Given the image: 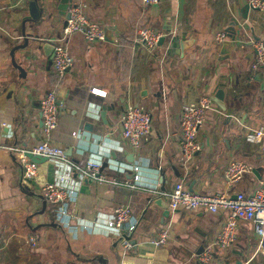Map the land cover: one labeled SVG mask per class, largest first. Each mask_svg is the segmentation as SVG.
I'll return each mask as SVG.
<instances>
[{
  "label": "crops",
  "instance_id": "1",
  "mask_svg": "<svg viewBox=\"0 0 264 264\" xmlns=\"http://www.w3.org/2000/svg\"><path fill=\"white\" fill-rule=\"evenodd\" d=\"M28 2L0 0V264H203L199 256L214 245L228 213H171L167 207L164 217L154 202L167 203L163 193L180 182L198 194L249 196L264 178V154L245 138L263 124L264 65L252 70L255 53L249 41L264 44V11L249 10L243 19L241 0H159L150 6L141 0H73L84 5L91 21L110 30V40L88 44L78 34L68 36L73 65L59 78L51 67L52 53L42 49L44 41L28 38L27 46L13 54L23 72L12 66V49L24 43L23 27L26 34L34 30ZM233 18L239 27L235 41L223 43L229 58L221 60L223 44L215 35L226 32ZM41 25V36L55 39L62 32L51 35L48 23ZM141 28L160 33L163 44L143 50L137 42ZM171 36L189 42L181 56L167 52ZM220 89L225 109L214 103L196 136L200 151L186 161L179 147L181 110ZM49 92L63 112H58L50 142L78 166L88 160L107 162L101 175L115 183L81 180L77 170L66 172L50 159L38 164L34 180L21 179L11 148L42 141L39 101ZM131 105L151 116L150 133L137 151L121 136L122 114ZM102 110L107 126L99 122ZM85 112L94 125L91 133L84 128ZM233 161L246 163L250 171L228 186L224 173ZM63 173L64 184L75 191L67 226L56 221L40 192ZM118 205L129 206L137 221L128 251L106 226ZM162 228L168 229L169 240L156 246ZM225 259L264 264L251 222H239L233 246L214 249L205 264Z\"/></svg>",
  "mask_w": 264,
  "mask_h": 264
},
{
  "label": "built area",
  "instance_id": "2",
  "mask_svg": "<svg viewBox=\"0 0 264 264\" xmlns=\"http://www.w3.org/2000/svg\"><path fill=\"white\" fill-rule=\"evenodd\" d=\"M146 6L157 4L159 0H141ZM251 10L264 11V0H249ZM69 18L66 27L60 36L49 40L53 46L51 67L55 74L62 78L66 71L73 65V58L66 48V39L70 35L78 34L85 43L105 41V28L91 21L84 11V5L71 3L68 9ZM162 35L149 28H141L137 34V42L147 52H152L159 46ZM227 32L222 31L215 35V41L223 44L228 40ZM249 45L255 53V61L252 70H257L264 65V44L258 40L249 41ZM92 94L103 95L96 90ZM214 106L209 96H202L195 102L183 106L179 119V147L184 160H191L200 151V144L196 136L198 130L203 126L206 115ZM39 112L42 121V141L29 148L14 147L12 153L16 157L21 168V179L32 181L37 177L38 164L28 158L27 153L37 155L55 161L64 167L66 172L72 169L80 173L81 180H91L98 184L112 182L101 175L102 159L100 161L88 160L82 166L73 163L66 154V151L53 145L51 134L58 124L59 105L54 92H49L39 101ZM151 116L148 111L138 105H131L124 109L121 118V136L128 146L137 151L150 133ZM246 141L259 144L264 154V117L263 124L253 132L245 136ZM250 171V167L241 161L231 162L225 170L224 177L228 186H233ZM63 173L54 183H46L41 189V196L52 206L53 214L58 223L67 226L69 216V204L74 201L75 191L64 184ZM127 187L129 184L125 183ZM153 193H156L153 192ZM167 199L168 210L174 213L179 210L189 212H206L215 214L227 212L226 221L222 224L215 239L214 245L204 249L199 256L200 263H208L212 259L214 249H229L236 241L239 222H251L254 225V232L258 239L259 249L264 253V178L249 196L221 193L216 195H203L188 190L181 182L174 185L168 193H163ZM107 228L121 239L124 251L131 250L134 244L131 242L137 221L132 217V210L129 206L118 205L113 209L110 220L106 222ZM169 240L167 228H162L158 234L156 246H165Z\"/></svg>",
  "mask_w": 264,
  "mask_h": 264
},
{
  "label": "water",
  "instance_id": "3",
  "mask_svg": "<svg viewBox=\"0 0 264 264\" xmlns=\"http://www.w3.org/2000/svg\"><path fill=\"white\" fill-rule=\"evenodd\" d=\"M73 0H29L28 2V12H29V20H31L34 24V30L32 32H30L29 34L25 32L24 27L22 29V37L24 38V43L23 45L20 46H16L15 48L12 49L11 51V58H12V66L17 69L20 73L23 72V69L18 66L15 61H14V57L13 54L16 50L18 49H24L27 46L28 43V38H30L33 41L36 42H40V41H44L45 44L42 46L43 51L45 52V54H48L49 52H53V46L51 44V42L49 40H51L49 35L47 36H41V34H39V29H41L42 27V23H48L50 30H52L53 32H51V35H56L58 33V31L60 29H64L66 27L67 24V20L69 18V14H68V9L70 4L72 3ZM240 8H241V14H242V18L243 19H247V15L249 13L250 7L248 4V1L246 0H241L240 3ZM41 22V23H38ZM57 24V25H56ZM235 27H239V22L236 19H232L230 22V25L228 28H226V32L228 35L229 40L231 39L232 42L235 41V37H236V33L234 32V28ZM105 40H110V30L105 28ZM165 38L161 37L159 40V45H162L164 42ZM188 41H180L178 37L176 36H171L169 38V42H168V46H167V52L169 54L172 53V51H175V54H177L178 56H181V53L184 51L185 46L188 45ZM229 47L228 44H223L220 50V54L222 56H224V58H220L222 59H227L229 58ZM224 98V91L222 89L218 90L214 96L211 97V100L213 103H215L218 107L225 109L224 105L222 104V100ZM58 103V102H57ZM112 107L109 106L107 108V110H111ZM105 112L106 110H102V112H100L98 114L99 116V122L103 125V126H107L108 121L106 120L105 117ZM59 113H63L62 109L59 110ZM86 121L84 122V128L87 132H92L93 131V127L94 125L92 123H90L88 120L91 119V115L88 112L84 113L83 116ZM40 126L42 127V121H40ZM108 127H105V131H108ZM76 149L81 151V148L79 147L78 143L76 144ZM71 152V149H69V154ZM28 158H30L31 161L37 163V164H42L43 162H45L46 160H48L47 158L44 157H40L37 155H32L31 153H27ZM110 156L114 159V153L112 152L110 154ZM128 160H131L132 155L127 156ZM107 166V162H104L102 167H106ZM164 188H161V191H163ZM192 191V190H190ZM156 205H158L161 209L164 210L163 216L166 217L168 216V211H167V203L163 202L162 199H156L154 202ZM238 256H241L242 254H237ZM223 264H242L241 260H235L234 262H229L227 259H225L223 261Z\"/></svg>",
  "mask_w": 264,
  "mask_h": 264
}]
</instances>
